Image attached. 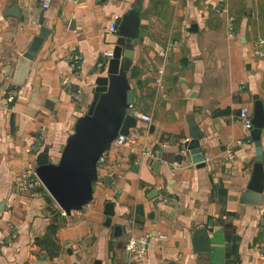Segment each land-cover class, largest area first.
Masks as SVG:
<instances>
[{"label": "crops", "instance_id": "obj_1", "mask_svg": "<svg viewBox=\"0 0 264 264\" xmlns=\"http://www.w3.org/2000/svg\"><path fill=\"white\" fill-rule=\"evenodd\" d=\"M130 10L134 107L151 120L136 117L127 142L113 143L89 204L51 212L45 188L26 187L23 174L36 168L37 147L61 154L118 40L110 24ZM42 27L26 84L13 87ZM263 42L264 0H53L46 10L41 0H0V264H264V190L259 204L241 201L254 126L239 118L243 106L253 117L255 95L264 106ZM9 90L16 98L5 104ZM191 133L201 135L196 155L185 146ZM198 228L207 251L195 247ZM132 238L146 240L142 258L127 251Z\"/></svg>", "mask_w": 264, "mask_h": 264}, {"label": "water", "instance_id": "obj_2", "mask_svg": "<svg viewBox=\"0 0 264 264\" xmlns=\"http://www.w3.org/2000/svg\"><path fill=\"white\" fill-rule=\"evenodd\" d=\"M136 13L135 10H130L127 15L116 20L118 40L113 47V56L103 63L91 82L89 92L92 101L88 104L86 112L76 119L61 154L51 156L49 146L42 150L40 147L35 149V171L46 190L44 196L51 212L61 209L69 215L92 201L94 186L99 180L100 157L112 148L119 134L128 135L130 129L137 124L136 117L128 113L129 106L134 104L137 98V90L130 82V69L135 56L134 46L139 38V19ZM47 34L48 29L42 27L28 50L19 56L13 87L25 86L32 60ZM82 97H85L84 92ZM254 98V128L251 130V137L255 141L256 157L251 180L241 196V201L259 204L264 190V106L258 95ZM191 135L192 140L185 146L191 154L196 155L201 152V135ZM154 165H158V162H154ZM110 224L111 218H108L106 225ZM206 233V228H198L193 234L195 247L201 249L200 251L209 250L198 246Z\"/></svg>", "mask_w": 264, "mask_h": 264}, {"label": "built area", "instance_id": "obj_3", "mask_svg": "<svg viewBox=\"0 0 264 264\" xmlns=\"http://www.w3.org/2000/svg\"><path fill=\"white\" fill-rule=\"evenodd\" d=\"M53 0H41V4L43 9H48L51 6ZM109 30H116V24L112 22L110 24ZM228 35L229 37L235 36V22L234 18L230 17L228 23ZM262 44V42H260ZM264 44V42H263ZM113 56V52H105L104 60L107 61L109 58ZM105 61L99 63V67L103 65ZM70 65L75 73H78L80 69V56L77 53H71L69 55ZM16 98V94L14 90H9L7 96L4 98V102L9 103L12 102ZM128 113L132 114L135 117H140L143 120H151V117L147 114H142L140 111L135 109L134 104H131L128 109ZM239 118L247 130H251L253 128L252 121V113L249 106H243L240 110ZM128 140V137L124 134H119L113 143L124 144ZM106 154V153H105ZM105 154H103L99 159V164L105 160ZM23 181L26 187L28 188H36V187H44L41 180L36 174L34 167H29L25 170L23 174ZM262 226L264 229V216L262 218ZM147 242L143 238H132L126 245V249L128 252L135 254L137 257L142 258L147 251Z\"/></svg>", "mask_w": 264, "mask_h": 264}]
</instances>
